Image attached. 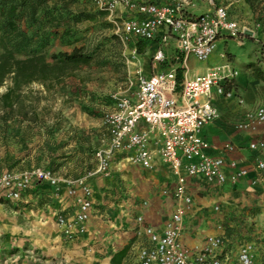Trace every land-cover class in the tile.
<instances>
[{
    "label": "built area",
    "instance_id": "built-area-1",
    "mask_svg": "<svg viewBox=\"0 0 264 264\" xmlns=\"http://www.w3.org/2000/svg\"><path fill=\"white\" fill-rule=\"evenodd\" d=\"M88 1L106 13L122 41L133 40V47L138 41L146 42L151 69L144 72L138 67L134 81H130L132 88L112 95V106L97 137L95 163L87 177L109 175L117 155L128 164L153 171L159 160L175 175V207L164 229L155 230L141 214L134 217L136 235L143 238L136 250L137 264H255L254 247L249 242L240 243L231 253L225 248L223 234L208 235L202 246L192 248L180 237L191 204L187 176L220 184L226 180L233 183L247 173L235 160L210 154V144L201 133L202 127L219 114L215 98L232 96L230 85L238 71L223 59L224 52H219L220 61L203 73H189L187 61L190 57L198 62L208 60L222 37H255L258 24L250 27L230 18L227 6L217 0H203L207 8L198 15L189 13L193 0ZM253 123H264V105L246 110L236 126L243 129ZM248 147L264 153V139H253ZM255 169H264V161L256 160ZM85 177L72 180L41 165L5 170L0 172V201L20 200L34 183L56 188L65 185L73 195L79 187L76 211L69 216L55 212L57 226L71 238L85 231L92 208V188Z\"/></svg>",
    "mask_w": 264,
    "mask_h": 264
},
{
    "label": "rangeland",
    "instance_id": "rangeland-1",
    "mask_svg": "<svg viewBox=\"0 0 264 264\" xmlns=\"http://www.w3.org/2000/svg\"><path fill=\"white\" fill-rule=\"evenodd\" d=\"M250 1L261 10L256 20H261L264 26V0ZM74 8L90 12L98 10L88 0H80ZM71 30V43L52 38L48 45L41 47L47 59L51 60L53 52L83 46L94 52V60L58 81L29 83L19 91L10 109L0 102V172L41 165L72 180L86 176L87 182V172L95 163L98 130L104 126L105 113L113 103L112 95L128 92L136 69L143 70L148 61L150 50L144 48L138 53L136 45L132 46L133 40L122 41L113 32L106 15L73 24ZM219 51L225 53L223 59L238 71L234 80L241 78L240 87L254 100L252 104L257 103L255 99H264V81L255 78L247 66L254 63L264 69V39L257 35L251 39H228L217 45L210 56L212 62L220 61ZM17 56L22 57L23 53ZM193 63L194 58L190 57L189 64ZM10 83L9 79L4 81L0 94ZM231 87L237 91L236 85ZM239 100L243 101V95ZM217 119L218 116L214 121ZM237 122L233 124L235 129H238ZM112 171L104 177H111ZM255 172L258 177L264 175V169ZM35 184L38 186L30 187L23 199H5L0 209V264H93L96 256L86 253L87 239L82 236L87 232V226L83 233L67 238L55 222L56 211L68 216L76 211L75 196L80 193V188L75 187L73 195L68 193L65 185L56 188L46 183ZM64 189L74 200L60 209L56 204ZM164 189L166 193H163ZM161 193L172 194V189L162 188ZM240 218L244 225L236 235L237 241H258L256 246L264 254V206L240 208L232 213L223 223L224 237L228 221L237 225Z\"/></svg>",
    "mask_w": 264,
    "mask_h": 264
},
{
    "label": "crops",
    "instance_id": "crops-1",
    "mask_svg": "<svg viewBox=\"0 0 264 264\" xmlns=\"http://www.w3.org/2000/svg\"><path fill=\"white\" fill-rule=\"evenodd\" d=\"M193 1L194 6L189 8L190 14L198 15L206 10L207 5L203 0ZM217 2L227 6L230 18L250 27H253L255 23L258 24L256 35L264 39V26L261 20H256L261 11L256 4L250 0H217ZM228 39L232 38H220L217 45L225 43ZM149 60L150 55L148 61L145 62L144 72L151 69ZM187 64L189 73H203L215 63L209 58L205 62L194 60L193 64H189L188 60ZM241 81L240 78L231 83V86H237V91L231 87V97L215 98L219 110L218 119L206 123L201 133L210 144V154L222 155L225 159L235 160L239 166L247 169V173L233 183L226 180L220 184L206 182L199 176L186 177V188L191 197V204L184 215L180 239L187 247H200L206 236L223 234L225 219L231 217L232 213L240 211V208L242 210L256 205L264 206V175L260 174L258 177L255 172L261 171L255 169V162L258 159L264 161V153L254 152L248 147L251 140L264 139V123H253L243 129L233 127V124L240 120L246 110L256 105H264L261 103L264 99H255L257 103L252 104L254 100L252 101L247 91L240 87L242 86ZM242 95L243 101L240 102L239 97ZM100 131L98 130L99 133ZM97 137L96 142L98 143ZM112 165L111 177L106 178L99 174L87 177L93 196L91 216L86 221L87 232L82 235L87 239L85 250L88 255L96 256L92 260L93 264H110V256L125 244L130 243L123 263L137 264L136 250L143 238L136 235L134 217L141 214L145 223L155 230L164 229L174 210L175 200L172 194H162L161 189L170 188L171 190L175 184V175L168 164L159 160L155 171L128 164L120 160L118 155L114 157ZM37 186L34 183L30 187L36 188ZM28 189L23 192L21 199L26 196ZM73 200L74 197L64 189L60 191L56 205L64 208L71 205ZM3 204L4 200L0 201V209ZM228 222V226L238 227V224ZM133 238L134 240L131 241L130 239ZM225 241V248L231 253L236 251L240 243H251L254 247V263L264 264L261 259H264V254L256 246L258 241H237V237L231 236L225 238Z\"/></svg>",
    "mask_w": 264,
    "mask_h": 264
},
{
    "label": "trees",
    "instance_id": "trees-1",
    "mask_svg": "<svg viewBox=\"0 0 264 264\" xmlns=\"http://www.w3.org/2000/svg\"><path fill=\"white\" fill-rule=\"evenodd\" d=\"M79 1L0 0V86L6 79L11 82L0 94V102L4 108L10 109L16 102L19 91L29 83L58 81L94 60V52L83 46H73L69 51L53 52L50 55L51 60L41 51V47L48 45L52 38H59L65 44L71 43L69 37L73 33V24L94 21L99 15H106L98 10H74ZM33 43L40 48L33 47ZM145 47V41L136 43L138 53H142ZM20 52L23 53L22 57L17 56ZM247 66L251 68L255 78L264 81V69L254 63H248ZM243 225L242 218L235 230L231 226L225 227V238H235L240 234ZM129 247L130 243H127L115 251L110 256L109 263L124 264Z\"/></svg>",
    "mask_w": 264,
    "mask_h": 264
}]
</instances>
